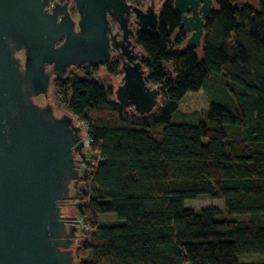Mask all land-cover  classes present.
I'll use <instances>...</instances> for the list:
<instances>
[{
    "label": "trees",
    "instance_id": "obj_1",
    "mask_svg": "<svg viewBox=\"0 0 264 264\" xmlns=\"http://www.w3.org/2000/svg\"><path fill=\"white\" fill-rule=\"evenodd\" d=\"M253 1L213 0L198 55L165 0L156 30L135 35L158 91L148 115L117 103L89 65L52 78L56 106L89 139L91 161L69 198L80 220L73 264H264V0ZM117 67L106 71L117 77ZM211 84L221 102L178 111L186 93ZM199 199L222 202L224 216L184 207Z\"/></svg>",
    "mask_w": 264,
    "mask_h": 264
},
{
    "label": "water",
    "instance_id": "obj_2",
    "mask_svg": "<svg viewBox=\"0 0 264 264\" xmlns=\"http://www.w3.org/2000/svg\"><path fill=\"white\" fill-rule=\"evenodd\" d=\"M49 1L0 0V264H73L70 246L80 222L62 216L60 206L69 203V185L79 179L76 164L88 160L80 126L68 114L55 117L47 97L52 78H63L70 68L109 63L111 49H118L110 19L125 43L117 103L140 116L158 104V91L146 83L141 63L135 62L139 57L131 55L137 45L129 50L128 38L134 35L131 15L138 31L156 30L160 1L149 0L141 10L126 0H73L76 23L66 10L68 0L50 10ZM172 2L189 34L184 48H200L213 0ZM39 96L44 107L32 101Z\"/></svg>",
    "mask_w": 264,
    "mask_h": 264
},
{
    "label": "rangeland",
    "instance_id": "obj_3",
    "mask_svg": "<svg viewBox=\"0 0 264 264\" xmlns=\"http://www.w3.org/2000/svg\"><path fill=\"white\" fill-rule=\"evenodd\" d=\"M132 2H138L142 7L145 6V2L147 1V6L149 4V0H130ZM235 4H249L251 6H255V2L253 0H233ZM156 5V2L154 3ZM160 5L155 6V10H159ZM197 54H200V48L197 49ZM71 69V68H70ZM69 69V70H70ZM144 69V68H143ZM96 78H99L101 81L107 83L110 85L114 92L117 89V85H121V75L117 77H113L109 75L104 68H100L97 70ZM224 98L223 92L219 87L216 85L211 84L209 85H204L200 90L197 92H188L184 95V97L180 100L178 104V111L184 114H189V113H199L200 111L206 110L209 107V104L212 102H221V100ZM33 103L36 104L39 107H44L46 105V100L43 96H39L36 98L32 99ZM47 102L50 104L53 108V112L55 117L59 118L63 114H67L66 111L62 108H58L55 104V101L52 96V91L51 88H49L48 91V97H47ZM173 122H184L180 118H173ZM190 124H195L196 122L193 121L192 119L187 121ZM75 125H79L81 128V134L84 135L86 132L84 127L80 124H77L74 121ZM84 153V152H83ZM82 189L81 185L76 186V190ZM74 194V189H73V182L70 183L69 185V197H71ZM69 203H63L60 206V213L62 216L70 217V218H76L79 222L80 220L76 217L75 212H74V206L73 203L70 202L69 200L65 201ZM184 207L188 209H192L195 211H200V210H208V209H213L216 210L222 218L224 216V209H223V204L222 202L218 200H211V199H199L195 201H186L184 202ZM102 221L113 223L114 218L113 217H102ZM80 227H77V230L75 232V236H78V230ZM76 241V237L73 240V243ZM72 243V244H73ZM71 244V246H72ZM256 258H242V261L244 262H250L255 260Z\"/></svg>",
    "mask_w": 264,
    "mask_h": 264
},
{
    "label": "flooded vegetation",
    "instance_id": "obj_4",
    "mask_svg": "<svg viewBox=\"0 0 264 264\" xmlns=\"http://www.w3.org/2000/svg\"><path fill=\"white\" fill-rule=\"evenodd\" d=\"M127 1V3L128 4H130V5H132V6H135V7H138V8H140L141 10H145L148 6H149V4H150V1H149V4H148V6H146V7H142L141 5H140V3H138V2H132V1H130V0H126ZM155 1L156 0H154V3H155ZM157 1H160V6H159V10H160V8H161V6L163 5V3L165 2V0H157ZM66 3V1L64 0L63 2H60V0H50L49 1V6H48V9L50 10L51 8H52V6L54 5V4H59L60 6H63L64 4ZM135 4H137V5H135ZM66 10H67V12L69 13V15H70V17L72 18V20H74L75 21V23L78 21V15H77V12H76V9H75V3H74V1L73 0H68L67 1V7H66ZM159 10L158 11H156L157 12V14L159 13ZM186 15L187 16H190V12H188V13H186ZM110 21V26H111V28H112V33L113 34H117L118 33V36H117V38H116V41H115V44L117 45V50H115V49H111V51H110V61H109V63L110 62H115L117 65H118V70L121 72V78H122V75H123V73H122V66H123V63H125L126 62V57L125 56H122L121 54H122V47H124L125 46V43L123 42V40H122V33H121V31L119 30V27H118V24L115 22V21H113V20H109ZM134 16L133 15H131L130 16V28H131V30L133 31V33H134V35L133 36H129V38H128V40H130L131 41V43H132V45L129 47V50L132 48V46L133 45H135L136 43H135V35H136V33L137 32H139L138 31V28L136 27V25H135V23H134ZM76 30V29H75ZM189 35V34H188ZM137 45V44H136ZM140 54H141V50H140V48L137 46L136 48H134V50H133V52L131 53V55H137L139 58H138V60H136L135 62H139V63H141V65H142V58H140ZM17 56L21 59V61H22V58H23V53L22 52H20V53H18L17 54ZM108 63V64H109ZM108 64H106L105 66H103V67H98V68H96V69H100V68H104L105 69V71H106V66L108 65ZM142 67H143V65H142ZM49 69V68H48ZM107 72V71H106ZM74 158L77 160V161H79V158H78V156L77 155H75L74 156ZM86 159V158H85ZM87 161V160H86ZM78 165V167H81L82 165H79V164H77ZM63 204V203H62Z\"/></svg>",
    "mask_w": 264,
    "mask_h": 264
},
{
    "label": "built area",
    "instance_id": "obj_5",
    "mask_svg": "<svg viewBox=\"0 0 264 264\" xmlns=\"http://www.w3.org/2000/svg\"><path fill=\"white\" fill-rule=\"evenodd\" d=\"M81 138H82V142H83V149H82V152H84L85 154V158L86 160H88V162L85 164V165H82V164H79V165H82L81 167H78V165L76 164V167H78V171H79V175L81 174V172L83 171V169L90 163L91 159L89 158L88 156V148H89V139L87 137V134L86 132L84 133V135L82 136L81 135ZM99 161V160H98ZM81 171V172H80Z\"/></svg>",
    "mask_w": 264,
    "mask_h": 264
}]
</instances>
